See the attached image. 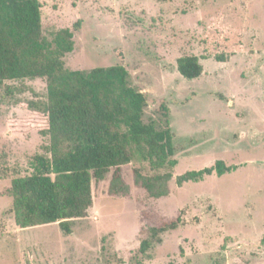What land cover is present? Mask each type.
Here are the masks:
<instances>
[{"label": "rangeland", "instance_id": "1", "mask_svg": "<svg viewBox=\"0 0 264 264\" xmlns=\"http://www.w3.org/2000/svg\"><path fill=\"white\" fill-rule=\"evenodd\" d=\"M48 39L74 32L72 70L122 64L147 94L144 119L170 120L177 165L170 193L153 198L135 171H166L136 156L122 166L128 195L93 178V204L72 221L21 227L10 211L13 178L35 154L51 157L44 77L0 84V264H264V0H40ZM79 21V26H76ZM205 72L183 78L181 56ZM225 61H218V57ZM224 160L237 169L199 182L178 175ZM183 223L141 251L163 221Z\"/></svg>", "mask_w": 264, "mask_h": 264}, {"label": "trees", "instance_id": "2", "mask_svg": "<svg viewBox=\"0 0 264 264\" xmlns=\"http://www.w3.org/2000/svg\"><path fill=\"white\" fill-rule=\"evenodd\" d=\"M74 48L71 28L59 29L51 40L43 34L40 0H0V84L36 77L48 81V128L42 133L50 136L51 157L35 154L32 171L13 178L8 189L13 198L10 211L21 227L59 222L70 234L72 221L86 216L93 204V178L102 180L114 171L110 193L129 194L122 166L136 156L166 171L144 175L138 169L135 183L153 198L170 193L172 169L178 163L170 120L164 127L155 120L145 121L147 94L131 84L124 65L67 68L64 57ZM217 59L225 61L221 56ZM177 69L190 80L205 72L196 55L179 57ZM235 169L236 165L217 160L212 166L178 175L176 183L199 182ZM182 223L179 216L155 226L151 238L142 241L141 251L161 243L164 232Z\"/></svg>", "mask_w": 264, "mask_h": 264}]
</instances>
